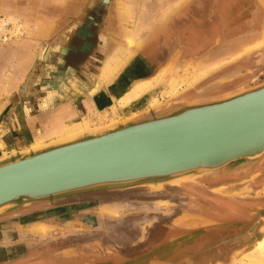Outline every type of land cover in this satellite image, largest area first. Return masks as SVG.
<instances>
[{
    "label": "rangeland",
    "instance_id": "374dc122",
    "mask_svg": "<svg viewBox=\"0 0 264 264\" xmlns=\"http://www.w3.org/2000/svg\"><path fill=\"white\" fill-rule=\"evenodd\" d=\"M115 1L120 12L108 35L110 71L105 74H116L106 85L120 88V95H102L99 103L103 101V105L88 111L91 114L84 119L69 121L72 125L63 132L69 127H104L110 119H140L154 115L157 109L220 98L264 82V0ZM110 2L0 0V52L40 38L43 32L47 45L59 32L68 38L62 47L65 62L61 70L70 65L78 74L79 63L94 54L92 44L100 45L98 29ZM149 46L153 48L151 57ZM57 54L55 59L60 61ZM0 57L1 134L13 105L8 104L10 91L2 92L12 71L6 69L3 55ZM131 63L134 69H148L149 77L125 83L121 75ZM29 91L26 86L18 95L30 115L35 106L26 102ZM126 92L128 100L118 99ZM15 138L29 145L5 149L0 158L50 140L31 143L23 141L24 135ZM244 164H248L246 169H233ZM229 168L232 173L215 178L34 203L0 215V264H36L69 255L64 253L69 248L85 252L101 245L109 249L126 246V252L138 256L166 247L174 259L191 256L202 259L200 264H264V156L235 162ZM77 200L91 204L90 209L77 210ZM66 204L69 206L64 207ZM180 217L199 220L184 224V220L178 222ZM253 222L258 226L246 239L228 247L215 246L220 236L242 233Z\"/></svg>",
    "mask_w": 264,
    "mask_h": 264
},
{
    "label": "water",
    "instance_id": "95a60500",
    "mask_svg": "<svg viewBox=\"0 0 264 264\" xmlns=\"http://www.w3.org/2000/svg\"><path fill=\"white\" fill-rule=\"evenodd\" d=\"M262 156L264 82L0 158V215L34 203L224 176L232 163Z\"/></svg>",
    "mask_w": 264,
    "mask_h": 264
},
{
    "label": "crops",
    "instance_id": "0c3cea01",
    "mask_svg": "<svg viewBox=\"0 0 264 264\" xmlns=\"http://www.w3.org/2000/svg\"><path fill=\"white\" fill-rule=\"evenodd\" d=\"M119 8V3L111 0L102 26L98 29L97 36L100 39V45L97 46L99 42L92 44L94 54L79 63L80 72L78 74L77 70L70 65L61 70L60 65L65 62L62 47L64 40L68 38L59 32L51 42H47V45H45L46 40L42 39L46 37V32H43L40 38L37 36L23 43H15L5 48L3 53L0 52V56L4 57L6 69L12 71L10 79L5 84V90L2 92L10 91L8 104L13 105L5 119L6 129L0 134L1 153L13 146L19 149L29 145L19 143L15 138L18 135H24L23 141H33L31 143L37 139L41 141L55 139L74 129L69 127L63 132L68 125H72L69 121L84 119L99 105H103V101L99 103V100L104 98L102 95L105 97L109 95L112 98L114 95H120L118 94L120 88L106 85L116 75L108 77L107 74V71H110L107 66L111 43L108 35L111 32L113 20L120 12ZM57 53L60 54V61L55 59ZM26 86L31 90L26 102L35 106L30 115L26 114V108L23 107L25 101L19 100L21 98L18 95L19 89H25ZM101 91L104 92L101 93ZM127 93L119 96L118 99L123 98ZM134 115L136 114L132 116Z\"/></svg>",
    "mask_w": 264,
    "mask_h": 264
},
{
    "label": "flooded vegetation",
    "instance_id": "af4514ba",
    "mask_svg": "<svg viewBox=\"0 0 264 264\" xmlns=\"http://www.w3.org/2000/svg\"><path fill=\"white\" fill-rule=\"evenodd\" d=\"M135 63V62H134ZM133 63V64H134ZM132 63L129 65L127 69L124 70L123 74L121 75L122 78H124V82H128L130 84L132 81L138 80V79H146L149 76L146 77V75H150V71L148 69L141 70V69H134L131 66ZM139 64V61L135 63ZM248 164L244 165H238L233 167L235 170H241L246 169ZM133 196L132 198H134ZM81 201V200H80ZM79 200L74 201L76 206V209H90V205L88 203H80ZM79 204V206H78ZM69 206V204L64 205V207ZM77 207H80L79 209ZM88 207V208H87ZM74 213V212H73ZM44 215V214H39ZM259 221L260 219H256L254 222ZM252 223L247 230H245L242 233H236L228 238H217V242L215 243L216 247H228L230 244H234L237 242H240L243 239H246L249 236H245L251 229H256L258 226L257 223ZM245 233V234H244ZM226 233H223V235ZM240 235V236H239ZM244 236V237H243ZM99 249L95 248L91 251H85L82 252L80 250L76 249H68V251H65L64 253H68L69 255L66 256H60V257H54V258H47V259H41L36 264H200L202 259H195L191 258V256H185L180 258L179 260L174 259V256L171 255V249L170 248H162V247H156L151 249V251H148L143 256H138L137 254H133L131 252H126L123 248H126V246H123V248L120 247H113L111 249L101 245L98 246ZM128 251H133L132 249H128ZM8 251H5V255H7ZM131 254H133L130 257ZM151 254L153 257H151ZM155 254V256L153 255ZM171 255V256H166ZM176 257V256H175Z\"/></svg>",
    "mask_w": 264,
    "mask_h": 264
},
{
    "label": "bare ground",
    "instance_id": "6f19581e",
    "mask_svg": "<svg viewBox=\"0 0 264 264\" xmlns=\"http://www.w3.org/2000/svg\"><path fill=\"white\" fill-rule=\"evenodd\" d=\"M114 70V69H113ZM116 70V69H115ZM204 75V74H203ZM193 79V78H192ZM190 82V81H189ZM181 89V88H180ZM130 97V96H129ZM123 99H129L128 97L126 98V97H123ZM155 103V102H154ZM154 103H150L152 106H155L154 105ZM158 103V102H157ZM96 116H98L97 114H95ZM95 115L93 116V117H95ZM92 116V115H91ZM91 116H89L90 118H91ZM119 118V117H118ZM127 118H129V117H126L125 119H127ZM87 120H89L90 121V119H87ZM87 120H85V121H87ZM109 121V120H108ZM110 121L113 123V121H115V119H113V120H111L110 119ZM90 122H94V121H92V119H91V121ZM101 122V121H100ZM110 122V124H108V125H104V127H107V126H110V125H112V123ZM87 123V122H86ZM104 123V122H103ZM102 123V124H103ZM88 125H89V123H88ZM88 127V126H87ZM87 127H84V128H77V129H74V130H70V131H68V132H66V133H64V134H62L61 136H59V137H57V138H55V139H52V140H49L50 142L51 141H62V140H66V139H69V138H72V137H74V136H76V135H78V134H80V133H82L83 131H88V130H90V129H87ZM96 128H103V127H96ZM96 128H92V129H96ZM44 143H42V144H34V145H32V146H29L28 148H26V149H23V150H27V149H29L30 147H37V146H40V145H43ZM4 157H6V156H4ZM2 158V157H1ZM233 164V163H232ZM185 217V216H184ZM187 217V216H186ZM199 217H194V218H189V219H181V217H180V219L178 220V222L180 223L181 221H183L184 220V224L186 223V224H188V223H190V224H196L197 222H198V219ZM192 219V220H191ZM189 224V225H190ZM252 231H253V229H251L245 236H249L251 233H252ZM244 237V236H243Z\"/></svg>",
    "mask_w": 264,
    "mask_h": 264
}]
</instances>
